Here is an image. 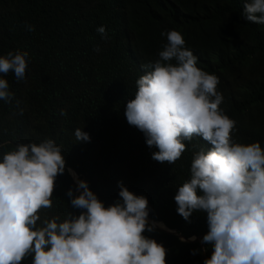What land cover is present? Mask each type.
<instances>
[{
  "label": "trees",
  "instance_id": "16d2710c",
  "mask_svg": "<svg viewBox=\"0 0 264 264\" xmlns=\"http://www.w3.org/2000/svg\"><path fill=\"white\" fill-rule=\"evenodd\" d=\"M244 3L0 0V55L27 52L29 61L23 80L12 72L4 77L13 100L0 101V153L17 143L52 139L65 158V172L54 182L52 207L40 210L42 217L62 220L66 211L79 214L65 195L70 188L77 194L71 170L105 206L118 199L117 182L143 195L148 220L171 231L144 233L165 248V264H203L210 257L211 245L201 242L208 230L206 214L194 212L186 222L173 200L189 178L193 153L210 146L194 136L172 165L156 162L151 159L156 149L147 147L143 134L126 122L124 107L144 74L142 65L155 61L167 43L160 33L177 30L197 57L196 66L218 77L219 108L236 122L234 139L264 148V25L244 19ZM99 26L108 39L96 32ZM77 128L89 135L88 142L76 141ZM191 236L195 241H188Z\"/></svg>",
  "mask_w": 264,
  "mask_h": 264
},
{
  "label": "clouds",
  "instance_id": "9594fccd",
  "mask_svg": "<svg viewBox=\"0 0 264 264\" xmlns=\"http://www.w3.org/2000/svg\"><path fill=\"white\" fill-rule=\"evenodd\" d=\"M243 8L246 21L264 25V0H245ZM96 32L108 39L104 26ZM160 35L167 43L155 61L142 65L144 74L125 103L126 122L156 149L151 154L156 162L172 165L194 136L210 146L193 153L189 178L173 196L186 222L194 212L206 214L201 242L211 245V255L203 264H264V148L234 139L236 122L219 108L218 77L196 66L182 34ZM28 62L27 52L0 55V101L13 100L4 77L12 72L23 80ZM73 135L77 142L90 139L80 128ZM64 172L62 149L52 139L17 143L0 153V264H21L28 257L30 264H165V248L144 235L164 226L150 222L147 199L120 182L118 199L105 206L69 171L77 194L70 188L65 195L79 214L42 217L40 210L52 207L55 179Z\"/></svg>",
  "mask_w": 264,
  "mask_h": 264
},
{
  "label": "water",
  "instance_id": "95a60500",
  "mask_svg": "<svg viewBox=\"0 0 264 264\" xmlns=\"http://www.w3.org/2000/svg\"><path fill=\"white\" fill-rule=\"evenodd\" d=\"M69 171H71V170H69ZM72 172V171H71ZM74 173V172H73ZM75 174V173H74ZM71 177H72V175H70ZM75 176H76V174H75ZM73 178V177H72ZM151 222V221H150ZM157 228H159V229H161V230H163V231H166V232H169V233H171V231H169L168 229H166L165 227H163V228H160V227H157Z\"/></svg>",
  "mask_w": 264,
  "mask_h": 264
}]
</instances>
